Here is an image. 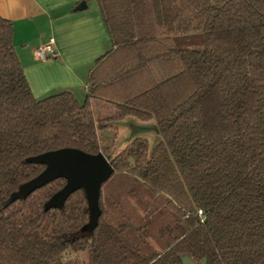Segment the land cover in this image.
Here are the masks:
<instances>
[{"label": "trees", "instance_id": "16d2710c", "mask_svg": "<svg viewBox=\"0 0 264 264\" xmlns=\"http://www.w3.org/2000/svg\"><path fill=\"white\" fill-rule=\"evenodd\" d=\"M96 2L111 47L82 101L32 94L0 16V264H264V0ZM128 116L153 119L157 141L106 155L99 133ZM62 147L113 168L91 230L82 189L44 209L63 177L11 198L44 168L29 158Z\"/></svg>", "mask_w": 264, "mask_h": 264}, {"label": "crops", "instance_id": "0c3cea01", "mask_svg": "<svg viewBox=\"0 0 264 264\" xmlns=\"http://www.w3.org/2000/svg\"><path fill=\"white\" fill-rule=\"evenodd\" d=\"M0 0V16L11 20L13 46L32 94L41 98L69 90L82 101L91 66L111 47L96 0ZM50 42L55 54L38 59L36 47ZM101 100H91L94 115L113 111ZM125 117L117 120L122 121ZM144 128L147 121L135 118Z\"/></svg>", "mask_w": 264, "mask_h": 264}, {"label": "water", "instance_id": "95a60500", "mask_svg": "<svg viewBox=\"0 0 264 264\" xmlns=\"http://www.w3.org/2000/svg\"><path fill=\"white\" fill-rule=\"evenodd\" d=\"M84 7L85 0H82L77 9ZM29 160L43 164L44 168L37 175L22 183L11 198L17 199L26 196L46 183L63 177L66 179L65 184L46 200L44 209L60 207L69 194L77 189H82L88 206L92 210L90 220L85 228L93 229L100 215L98 199L101 185L113 172L106 156L100 151L89 153L78 148L62 147L37 154L30 157ZM181 264H206V259L203 258L199 262H195L189 256L183 255Z\"/></svg>", "mask_w": 264, "mask_h": 264}, {"label": "rangeland", "instance_id": "374dc122", "mask_svg": "<svg viewBox=\"0 0 264 264\" xmlns=\"http://www.w3.org/2000/svg\"><path fill=\"white\" fill-rule=\"evenodd\" d=\"M109 105L113 108L111 104ZM134 120L135 118L132 116L125 117L124 119H122V121L115 122L116 128L107 127L104 131L99 133V145L100 147H102V149L104 145L110 143V138L114 136L112 146L108 152L106 151V155H113L120 148H122L132 137L136 135L145 136L148 139L150 146H152L157 141L159 134L155 130L153 119L144 123L146 127L148 126L147 129L135 124Z\"/></svg>", "mask_w": 264, "mask_h": 264}, {"label": "built area", "instance_id": "2783aa9c", "mask_svg": "<svg viewBox=\"0 0 264 264\" xmlns=\"http://www.w3.org/2000/svg\"><path fill=\"white\" fill-rule=\"evenodd\" d=\"M34 54L38 59H45L55 54L53 46L50 42L42 44L35 48Z\"/></svg>", "mask_w": 264, "mask_h": 264}, {"label": "bare ground", "instance_id": "6f19581e", "mask_svg": "<svg viewBox=\"0 0 264 264\" xmlns=\"http://www.w3.org/2000/svg\"><path fill=\"white\" fill-rule=\"evenodd\" d=\"M148 124V123H147ZM143 136V135H142ZM123 139V138H122Z\"/></svg>", "mask_w": 264, "mask_h": 264}]
</instances>
